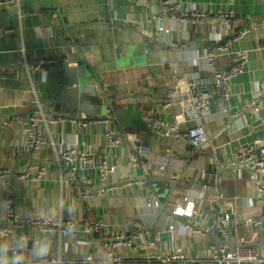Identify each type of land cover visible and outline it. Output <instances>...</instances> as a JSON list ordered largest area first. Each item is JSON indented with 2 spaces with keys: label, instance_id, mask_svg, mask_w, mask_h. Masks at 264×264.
I'll use <instances>...</instances> for the list:
<instances>
[{
  "label": "crops",
  "instance_id": "obj_1",
  "mask_svg": "<svg viewBox=\"0 0 264 264\" xmlns=\"http://www.w3.org/2000/svg\"><path fill=\"white\" fill-rule=\"evenodd\" d=\"M243 28L249 32L238 36ZM225 40L231 52L250 57L231 82L228 114L216 81L231 54L205 57ZM197 94L209 95L207 110L185 111ZM36 111L48 120L40 124L47 144L38 151L27 147L23 124ZM87 119L108 121L83 126ZM160 122L177 129L160 132ZM195 124L209 133L198 148L183 136ZM112 131L117 145L107 138ZM263 143L264 0H0V263L16 248L26 264H84L86 256L92 261L85 264H105L102 238L84 231L97 221L138 236L120 246L119 264H160L159 255L175 251L192 264H211L223 232L232 244L246 236L263 246L264 172L244 160L251 146L263 158ZM69 147L93 152L95 163L59 161ZM105 153L114 169L103 180ZM217 193L235 199L227 222L209 208ZM249 217L260 228L246 224ZM37 219H71L75 234Z\"/></svg>",
  "mask_w": 264,
  "mask_h": 264
},
{
  "label": "built area",
  "instance_id": "obj_2",
  "mask_svg": "<svg viewBox=\"0 0 264 264\" xmlns=\"http://www.w3.org/2000/svg\"><path fill=\"white\" fill-rule=\"evenodd\" d=\"M146 1V0H141ZM263 1V0H262ZM176 8V7H175ZM232 14V13H231ZM205 13L193 12L194 17L204 16ZM223 16V15H221ZM229 15H224L227 17ZM249 32L248 28H243L239 31L238 36L245 35ZM231 40H225L223 43L219 44L216 48L207 49V53L205 57L208 61H213L217 57L222 55L231 54L232 57V65L226 70L217 74L216 87L222 91L223 98V113H229V100L232 95V87L231 82L239 73H241L247 63L249 62V53L246 50L234 51L231 52L230 45ZM56 61V60H52ZM176 90L170 89L169 95H172ZM209 95L207 94H197L192 97H189L188 104L186 103L185 111H196V112H204L207 110L209 106ZM171 104L170 99H168L165 103V106H169ZM252 108L258 110V103H252ZM51 123H56L58 120L55 118H49ZM64 118H59V120H63ZM152 117H146V121L149 123L152 121ZM108 120L104 119H87L81 122L83 126H88L93 123L101 122L105 123ZM18 122H22L21 120ZM41 122H48L47 117L44 112L38 114L36 111L34 114L30 115L28 119L23 123L24 129L26 133V142L27 147L30 150L38 151L43 146L47 144L46 138L41 132L40 124ZM12 122H7V125H10ZM157 128L160 132H163L165 129L176 130L177 126L172 125L166 122H160L157 125ZM188 141L196 148L204 146L208 142L209 133L205 129V127L201 124H195L189 127L183 135ZM107 138L113 145H117L120 143L119 137L116 135L114 131L109 132L107 134ZM264 144V143H263ZM254 147L251 146L248 148L245 158V161L252 162L250 164L251 169L256 171L260 170L264 172V157L257 158L255 157ZM57 159L59 161H63L64 163H81L84 165H92L95 163V154L93 152H89L86 150H78L75 147H69L62 151L57 155ZM133 160L137 161V158L133 156ZM98 167L102 172V179L106 180L107 176L114 169L113 166L110 165V156L108 154H104L100 158V163H98ZM76 171V167L73 168ZM41 174L44 173V168L40 171ZM73 173V171H72ZM258 191L261 194H264V185H259ZM235 199L232 201H225L222 194L217 193L214 195L213 199L210 200L209 208L212 212H219V218L221 221L227 222L230 218L229 212L227 213L225 209L231 207L232 202L234 203ZM158 203L157 201H155ZM155 203V204H156ZM220 203H223V206H219ZM191 208L190 212L194 208L193 203H188L187 208ZM186 208V209H187ZM173 214L177 215V217L183 216L184 212L180 210H173ZM35 224L43 225L46 229H54L59 230L60 233L65 235L73 236L75 233L74 229V221L73 220H56V219H37L33 221ZM246 224L252 226L257 230L262 225V221L257 220L253 217H249L245 220ZM175 229L174 224L169 225V230L172 232ZM84 231L88 234H97L99 235L104 243L105 249V264H119L121 258L118 254V249L120 246H132L138 236H134L133 238H126V234L114 229H110L109 225L104 221L97 222H86L84 226ZM201 233L203 235L207 234H215V231L210 230L209 228H201ZM4 233H7V229L4 230ZM145 237L148 238V244L153 246L155 244L152 234L150 231H145ZM224 238L223 241L217 244H213L212 246V254H211V264H264V245H255L251 243V241L246 236H240L237 238L235 243H231L229 241V234L227 232H223ZM172 236V233H171ZM13 257L10 261L0 264H26L22 258H19V250L14 248L12 250ZM160 264H192V261L186 257V255L181 251H175L171 254H161L157 257ZM85 264L87 262H91V256H86L81 259ZM55 264H74V263H63L60 259L52 260ZM46 263L45 260H43ZM194 262V261H193Z\"/></svg>",
  "mask_w": 264,
  "mask_h": 264
},
{
  "label": "water",
  "instance_id": "obj_3",
  "mask_svg": "<svg viewBox=\"0 0 264 264\" xmlns=\"http://www.w3.org/2000/svg\"><path fill=\"white\" fill-rule=\"evenodd\" d=\"M161 211H168L166 208V204H161ZM261 232L262 233L264 232V226L262 227ZM162 236H163V239H167V240H169L171 238V235L169 234V232L165 233Z\"/></svg>",
  "mask_w": 264,
  "mask_h": 264
}]
</instances>
